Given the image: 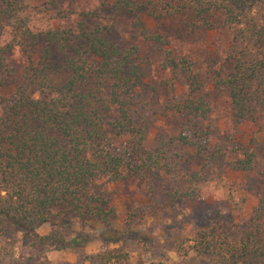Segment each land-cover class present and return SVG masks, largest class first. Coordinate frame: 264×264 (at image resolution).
<instances>
[{"label":"trees","instance_id":"obj_1","mask_svg":"<svg viewBox=\"0 0 264 264\" xmlns=\"http://www.w3.org/2000/svg\"><path fill=\"white\" fill-rule=\"evenodd\" d=\"M59 1L47 0L42 11L56 17L43 24L29 11L30 0H0V91L18 80L7 66L8 57L22 50L29 60L14 92L0 94V240L7 241L0 245V264H10L8 243L15 236L36 247L49 244L51 239L37 230L55 214L102 224L113 218V210L104 209L106 203L101 194H94L92 183L100 177L111 183L124 179L127 159L142 150L147 127L134 94L140 87V65L133 50L117 39L115 17H137L131 29L155 45L162 56L160 69L186 84L184 94H176L174 81L167 83L170 98L165 110L195 121L189 128L196 151L185 164L199 163L200 175L190 176V189L166 192L170 204L200 198L198 180L208 182V169L220 168L223 156L221 150L206 151L208 131L197 123L212 111L200 74L188 58L166 50L161 35L148 34L141 16L155 21L180 16L192 34L229 29L226 57L212 72L214 86L228 96L235 123H253L264 115V0H112L109 6L101 5L110 8L109 19L97 12L81 13L76 29L57 26L64 18ZM39 48L36 62L32 53ZM185 133L179 138L188 144ZM123 139L131 142L120 149L116 142ZM230 151L244 157L234 164L235 170H253L255 155L239 143ZM165 154L160 142L142 165L150 173L171 175L173 157ZM157 190L151 181L150 191ZM225 219L218 210L212 218L199 219L197 226H202L189 250L214 264H264L262 211L231 227ZM80 242V237L74 238L66 248Z\"/></svg>","mask_w":264,"mask_h":264},{"label":"rangeland","instance_id":"obj_2","mask_svg":"<svg viewBox=\"0 0 264 264\" xmlns=\"http://www.w3.org/2000/svg\"><path fill=\"white\" fill-rule=\"evenodd\" d=\"M47 0H30L29 11L36 21L49 24L56 13H44ZM63 19L57 26L76 29L78 14L97 12L102 18H110L109 7L112 0H60ZM115 16V14H113ZM118 23L117 39L126 50L132 49L134 59L141 70L140 87L134 94L140 101L138 109L141 118L147 121L142 150L131 154L123 169L122 181L111 183L100 177L92 183L94 194H101L104 209L113 210V218L106 224L96 220L83 221L64 212L55 214L50 223L41 226L37 233L51 240L45 246H35L31 241L15 236L9 240L10 264H214L207 257L199 256L189 250L194 244V233L199 219L212 218L214 210L225 217L228 227L246 222L257 210L264 218V115L256 122L237 124L233 121L228 96L215 88L213 70H218L226 57L232 38L231 31L219 28L211 31H198L195 34L185 29V18L180 16L155 21L141 16V27L148 34L161 35L167 42L166 50L174 55L186 57L193 69L200 74L203 91L208 95L212 108L204 121L197 122L201 130L207 129V152L221 150L220 168L208 169V182L198 180L200 198L170 204L166 192L192 186L193 174L200 175L199 163L186 165L196 149L189 127L192 120L184 114L165 110L170 93L166 86L173 80L176 94H184L186 84L183 80L160 69L162 60L153 43L146 42L131 24L135 16L115 17ZM42 49L32 53L34 61L40 59ZM28 54L22 50L14 51L7 59L8 68L16 71L17 81L1 95L9 96L21 83L24 68L28 65ZM185 133L188 144L180 141ZM129 139L116 142L123 149ZM162 143L168 157H173L171 175L159 172L150 173L142 165L149 152ZM238 143L246 152L255 155L253 170L238 172L233 168L238 160H244L240 153H230ZM235 144V145H234ZM180 156V158L178 157ZM131 164V165H130ZM130 165V167H128ZM137 169V173L135 169ZM215 168L217 172H215ZM215 172V173H214ZM158 190L150 191L151 181ZM230 230V229H229ZM233 231V230H232ZM80 237L81 244L66 248L74 238ZM6 240H0L5 245Z\"/></svg>","mask_w":264,"mask_h":264}]
</instances>
